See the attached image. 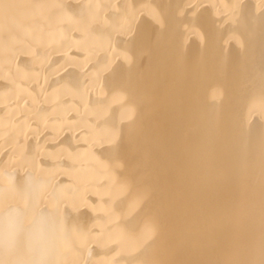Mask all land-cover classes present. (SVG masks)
<instances>
[{"label":"bare ground","instance_id":"1","mask_svg":"<svg viewBox=\"0 0 264 264\" xmlns=\"http://www.w3.org/2000/svg\"><path fill=\"white\" fill-rule=\"evenodd\" d=\"M9 210L0 264H264V0H0Z\"/></svg>","mask_w":264,"mask_h":264},{"label":"clouds","instance_id":"2","mask_svg":"<svg viewBox=\"0 0 264 264\" xmlns=\"http://www.w3.org/2000/svg\"><path fill=\"white\" fill-rule=\"evenodd\" d=\"M21 224V218L15 210L0 215V244L16 243L20 236ZM25 241L34 252L40 254L45 253L51 243L47 231L39 221L28 231Z\"/></svg>","mask_w":264,"mask_h":264}]
</instances>
